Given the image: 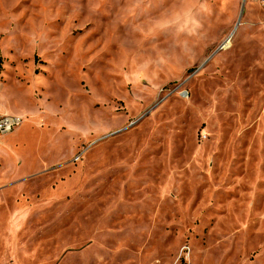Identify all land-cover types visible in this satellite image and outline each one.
Instances as JSON below:
<instances>
[{"label":"rangeland","instance_id":"374dc122","mask_svg":"<svg viewBox=\"0 0 264 264\" xmlns=\"http://www.w3.org/2000/svg\"><path fill=\"white\" fill-rule=\"evenodd\" d=\"M0 113V264H264V0H0Z\"/></svg>","mask_w":264,"mask_h":264},{"label":"built area","instance_id":"2783aa9c","mask_svg":"<svg viewBox=\"0 0 264 264\" xmlns=\"http://www.w3.org/2000/svg\"><path fill=\"white\" fill-rule=\"evenodd\" d=\"M22 123V119L16 115L0 113V135L12 132Z\"/></svg>","mask_w":264,"mask_h":264},{"label":"water","instance_id":"95a60500","mask_svg":"<svg viewBox=\"0 0 264 264\" xmlns=\"http://www.w3.org/2000/svg\"><path fill=\"white\" fill-rule=\"evenodd\" d=\"M222 47H223V46H221L218 50L222 49ZM218 50H217V51H218Z\"/></svg>","mask_w":264,"mask_h":264}]
</instances>
